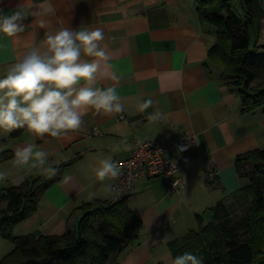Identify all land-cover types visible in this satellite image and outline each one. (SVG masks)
Masks as SVG:
<instances>
[{"label":"crops","instance_id":"1","mask_svg":"<svg viewBox=\"0 0 264 264\" xmlns=\"http://www.w3.org/2000/svg\"><path fill=\"white\" fill-rule=\"evenodd\" d=\"M23 4L32 5L30 14L22 32L3 38L0 74L47 31L100 28L105 37L100 43L109 58L101 60L96 84L115 86L124 111L90 110L80 129L61 137H41L27 129L17 137H11L14 129L0 133V140H6L2 149L13 151V157L0 164V171L7 173L0 189L44 175L39 167L15 162L14 149L26 142L50 151L45 167L71 162L61 175L47 176L54 180L40 195L37 211L13 233L58 235L68 225L74 228L82 204L110 200L114 194L111 178L96 176L100 159L124 158L136 138L161 141L188 134L197 144L182 152L193 159L179 173L184 194L172 191L161 177L139 178L128 205L143 220L140 238L116 259V264H171L169 243L198 230L196 215L208 223L218 202H228L249 184V178L237 171L236 160L264 148V111H245L240 86L209 57L217 41L216 28L200 20L196 0H0V9L9 12ZM256 33L259 37L260 29ZM148 98L153 105L141 110L140 103ZM157 109L161 118L149 120L148 114ZM171 151L175 156L180 153L176 143ZM208 164L218 168L222 182L210 191L204 185ZM3 240L0 237V247L12 251L14 243ZM1 252L0 260L6 255Z\"/></svg>","mask_w":264,"mask_h":264},{"label":"trees","instance_id":"2","mask_svg":"<svg viewBox=\"0 0 264 264\" xmlns=\"http://www.w3.org/2000/svg\"><path fill=\"white\" fill-rule=\"evenodd\" d=\"M196 0L201 21L216 28L217 41L209 57L217 62L233 84L240 86L243 109L264 111V50H251L249 26L261 29L264 0ZM26 128L14 129L11 137ZM0 164L13 157L2 149ZM245 161L253 162L243 170ZM71 162L57 167L61 175ZM237 171L249 178V184L237 194L235 202H218L210 221L205 224L196 215L198 230H191L171 241L172 256L191 251L204 264H264V148L240 155ZM48 175L35 176L13 187L0 189V237L14 243L0 264H116L118 255L139 240L143 220L128 205L129 194L121 200H94L82 204L81 216L74 228L62 234H28L17 236L13 229L32 217L38 209L40 195L53 180ZM250 201V203H249ZM244 203L243 212L240 207Z\"/></svg>","mask_w":264,"mask_h":264},{"label":"clouds","instance_id":"3","mask_svg":"<svg viewBox=\"0 0 264 264\" xmlns=\"http://www.w3.org/2000/svg\"><path fill=\"white\" fill-rule=\"evenodd\" d=\"M31 7L23 4L9 12L0 9V48L4 47L5 36L13 37L24 30L23 21ZM104 38L100 28L63 27L55 32L47 31L44 39L28 45L0 74V133L26 128L37 136L61 137L80 129L83 117L90 110L105 114L123 112L124 105L115 86L96 84L100 62L109 58L100 43ZM111 78L117 77L113 74ZM152 105L153 100L148 98L139 108L144 110ZM161 116L157 109L148 114V119L158 121ZM186 147L178 145L177 152ZM50 155L43 145L30 142L14 149L18 165L39 167L49 177L59 171L54 166L45 167ZM121 173L122 168L111 157L100 159L96 169L100 180L116 178ZM6 176V172L0 171V180ZM171 264H204V260L186 251L174 256Z\"/></svg>","mask_w":264,"mask_h":264},{"label":"built area","instance_id":"4","mask_svg":"<svg viewBox=\"0 0 264 264\" xmlns=\"http://www.w3.org/2000/svg\"><path fill=\"white\" fill-rule=\"evenodd\" d=\"M257 47L264 50V17L261 20L260 35ZM186 145L188 149L197 144L195 136L184 134L180 138H168L161 141L134 140V148L124 158L114 159L122 168V173L111 178L114 190L113 199L121 200L134 188L135 182L142 177H161L169 183L171 190L179 196L184 194L185 182L179 175L180 171L193 161L186 159L182 152L173 155L171 145ZM184 150V151H185ZM221 178L218 168L213 164H208L204 169V185L207 190H212L221 185ZM207 224V223H205Z\"/></svg>","mask_w":264,"mask_h":264},{"label":"rangeland","instance_id":"5","mask_svg":"<svg viewBox=\"0 0 264 264\" xmlns=\"http://www.w3.org/2000/svg\"><path fill=\"white\" fill-rule=\"evenodd\" d=\"M234 1H236V0H234ZM240 1V0H239ZM257 29H256V26H254V25H250L249 26V35H250V39H251V50L252 51H258V49H257V47H256V44H257V40L259 39L258 37H257ZM253 166V162H251V161H245V163H244V167H243V170H251V167ZM247 183H248V181H247ZM238 199H240V198H236V197H233L231 200H229L227 203H230V202H232V201H234L235 202V200H238ZM249 203H250V201H249ZM244 206H247V204L246 203H244L243 205H241V207H240V213H242L243 212V207ZM6 240V239H5ZM5 240H3V241H5ZM6 242H8L7 244H12V243H10L11 241H9V240H6ZM13 245V244H12ZM13 248H14V245H13ZM0 249H2V252L1 253H8L9 251H11V250H7V252H5V249L3 250V248L2 247H0ZM3 255H5V254H3Z\"/></svg>","mask_w":264,"mask_h":264}]
</instances>
